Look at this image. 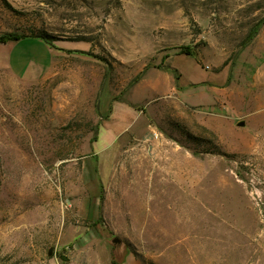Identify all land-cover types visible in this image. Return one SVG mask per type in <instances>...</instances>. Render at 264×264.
I'll list each match as a JSON object with an SVG mask.
<instances>
[{
  "label": "rangeland",
  "instance_id": "374dc122",
  "mask_svg": "<svg viewBox=\"0 0 264 264\" xmlns=\"http://www.w3.org/2000/svg\"><path fill=\"white\" fill-rule=\"evenodd\" d=\"M7 38L0 264H264V0H0Z\"/></svg>",
  "mask_w": 264,
  "mask_h": 264
},
{
  "label": "trees",
  "instance_id": "16d2710c",
  "mask_svg": "<svg viewBox=\"0 0 264 264\" xmlns=\"http://www.w3.org/2000/svg\"><path fill=\"white\" fill-rule=\"evenodd\" d=\"M256 33H257V30L256 31H253L252 32V35H250L251 37L249 38V40L251 39V38H253V36L254 35H256ZM31 38V37H30ZM36 38H41V37H36ZM23 39H26V37H23V36H16L15 38H14V40H13V42H19V41H21V40H23ZM8 41H10V39H2V40H0V43H7ZM190 56H192V54H189ZM193 56H195V55H193ZM174 71H176V70H174ZM138 79V78H137ZM178 77H176V81H178ZM111 264H116L114 261H112V263Z\"/></svg>",
  "mask_w": 264,
  "mask_h": 264
},
{
  "label": "water",
  "instance_id": "95a60500",
  "mask_svg": "<svg viewBox=\"0 0 264 264\" xmlns=\"http://www.w3.org/2000/svg\"><path fill=\"white\" fill-rule=\"evenodd\" d=\"M112 244L113 245H116V244H120V242H119L118 239H113L112 240ZM51 253H52V250L49 251V255H51ZM60 259H61V261H64V262H67L68 261V258L65 257V256H61Z\"/></svg>",
  "mask_w": 264,
  "mask_h": 264
},
{
  "label": "bare ground",
  "instance_id": "6f19581e",
  "mask_svg": "<svg viewBox=\"0 0 264 264\" xmlns=\"http://www.w3.org/2000/svg\"><path fill=\"white\" fill-rule=\"evenodd\" d=\"M146 175H147V174H146ZM154 178H157V176H155ZM152 181H153V180H152ZM156 183H157V182H156ZM166 184H167V183H166ZM164 185H165V184H164ZM168 185H169V184H168ZM153 186H154V185H153ZM155 187L157 188V186H155ZM170 187H171V186H170ZM169 189H170V188H169ZM157 190H158V189H157ZM166 190H167V189H166ZM165 192H166V191H165ZM160 194H161V193H160ZM160 194H159V195H160ZM165 194H166V193H165ZM164 196H165V195H164ZM164 196H163V197H164ZM159 198L161 199V196H160ZM162 199H165V198H162ZM171 200H172V199H171ZM169 201H170V200H169ZM164 202H165V201H164ZM166 202H167V201H166ZM160 204H161V203H160ZM163 205H164V204H163ZM222 208H223V207H222ZM165 209H166V208H165ZM170 211H171V210H170ZM165 214H166V213H165ZM165 214H164V215L162 214V217L165 216ZM160 217H161V216H160ZM220 218H221V217H220ZM223 219H224V218H223ZM251 219H252V218H251ZM157 220H158V219H157ZM159 220H161V219H159ZM254 220H255V219H254ZM157 223H158V221H157Z\"/></svg>",
  "mask_w": 264,
  "mask_h": 264
},
{
  "label": "crops",
  "instance_id": "0c3cea01",
  "mask_svg": "<svg viewBox=\"0 0 264 264\" xmlns=\"http://www.w3.org/2000/svg\"><path fill=\"white\" fill-rule=\"evenodd\" d=\"M16 45H18V44H20L21 43V41L20 42H14ZM11 66L13 67V65H12V62H11ZM176 81V80H175ZM175 86V85H174Z\"/></svg>",
  "mask_w": 264,
  "mask_h": 264
}]
</instances>
